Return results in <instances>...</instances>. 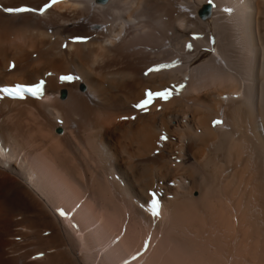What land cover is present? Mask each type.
<instances>
[{"label":"bare ground","instance_id":"6f19581e","mask_svg":"<svg viewBox=\"0 0 264 264\" xmlns=\"http://www.w3.org/2000/svg\"><path fill=\"white\" fill-rule=\"evenodd\" d=\"M207 1L0 10V86L48 82L42 100L0 103V264H119L149 236L138 264H264V0ZM66 73L79 79L61 83ZM180 81L167 104L135 109ZM169 124L177 135L162 142ZM170 181L159 217L143 213ZM78 202L69 224L52 210Z\"/></svg>","mask_w":264,"mask_h":264},{"label":"snow or ice","instance_id":"6c2138e0","mask_svg":"<svg viewBox=\"0 0 264 264\" xmlns=\"http://www.w3.org/2000/svg\"><path fill=\"white\" fill-rule=\"evenodd\" d=\"M62 2V0H50V3L45 4L42 9H34V8H26V7H19V8H7L5 9L6 12L12 13V14H21V13H33V12H38L39 14L43 15L44 12L48 9L54 6L57 3ZM208 3L210 5L214 4V0H208ZM226 11H231V10H226ZM200 37L198 36H193V39H199ZM74 42H87L86 38H75ZM189 49H191L192 45L189 44L187 45ZM14 67V65H13ZM171 67L170 65L166 64H161L154 66L150 69H148V73L150 72H160L162 70H165L167 68ZM148 73H145L146 75ZM78 80L79 77H73V76H64L61 77L62 81H72V80ZM0 92H3L5 95L13 98H19V99H24L25 94L35 97L37 99L42 98L44 95V82L41 81L35 85H17L15 87H5L0 89ZM174 92V87L173 89H165L159 92H152V91H147L145 93V99H143L140 103L136 104L135 107L138 110L141 111H147L148 108L153 104L154 101L156 100H168ZM222 122L217 120L214 122L215 125H219ZM162 139H166V137H162ZM160 202L156 198V195L153 194L152 200H151V215L153 217H158L160 215ZM61 215H64L63 212H61Z\"/></svg>","mask_w":264,"mask_h":264},{"label":"rangeland","instance_id":"374dc122","mask_svg":"<svg viewBox=\"0 0 264 264\" xmlns=\"http://www.w3.org/2000/svg\"><path fill=\"white\" fill-rule=\"evenodd\" d=\"M8 36H10L11 38H13L14 39V37L15 36H13V35H10V34H7ZM103 87H105V88H108V84H104L103 85ZM223 90H226V89H223ZM171 100V99H170ZM169 100V101H170ZM168 101V102H169ZM168 102H165V104H167ZM163 103V102H162ZM155 104H156V102H155ZM163 107V109L167 112V115H169L168 113H170L171 112V108H169L168 106H166V107H164V106H162ZM168 107V108H167ZM202 113V112H201ZM203 115V114H202ZM123 118V119H122ZM121 118V122H126V118L127 117H122ZM131 118V120H134V116H132V117H130ZM190 117H188L187 119H189ZM192 119V118H191ZM123 120V121H122ZM125 120V121H124ZM128 120V119H127ZM171 127L172 126H170V124L168 125V127H167V131L166 130H163V131H161L160 132V135H159V140L160 141H162V142H164V141H166V139H167V137H169V135L170 136H176L177 134H176V132H175V129L172 127V129H171ZM200 130L201 129H199V132H200ZM154 131V130H153ZM154 133H155V131H154ZM162 137H166V139H162ZM174 140H175V138H173ZM179 148L178 147H174L173 149H172V151H174L175 152V155H173L172 156V158H173V160L176 158V156H177V154H179ZM158 151H155L154 153L156 154ZM167 184V183H166ZM175 186H176V184H175ZM173 187V186H172ZM172 197H173V195H172Z\"/></svg>","mask_w":264,"mask_h":264}]
</instances>
